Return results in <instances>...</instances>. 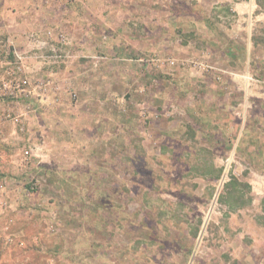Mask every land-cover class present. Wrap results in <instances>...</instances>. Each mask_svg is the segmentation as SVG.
I'll return each instance as SVG.
<instances>
[{
    "label": "rangeland",
    "instance_id": "obj_1",
    "mask_svg": "<svg viewBox=\"0 0 264 264\" xmlns=\"http://www.w3.org/2000/svg\"><path fill=\"white\" fill-rule=\"evenodd\" d=\"M245 1L0 0V264H264Z\"/></svg>",
    "mask_w": 264,
    "mask_h": 264
},
{
    "label": "crops",
    "instance_id": "obj_2",
    "mask_svg": "<svg viewBox=\"0 0 264 264\" xmlns=\"http://www.w3.org/2000/svg\"><path fill=\"white\" fill-rule=\"evenodd\" d=\"M253 2H254L253 0H249V1H245V3H238L237 7L235 8V10L238 12V14H243V13L244 14H248L249 18H251V17L254 16V10H255V6H256ZM235 79H236V81L240 80L245 85H246V82L247 83L248 82L251 83L248 80L247 76L238 75L237 77H235ZM250 79H254L253 75L250 76ZM244 94H245L244 97H246V98L250 97V99L255 102V105L256 104H261L260 100H264V91H263V93L262 92H258L251 85L248 86V89H245ZM246 112H247L246 109H244V108L242 109L240 107L235 112L236 115L240 116V114H241V117H242V120H243L242 129H244V130L247 129L246 128L247 123H245L246 116H247ZM250 113L252 115H255V116L259 115L258 112L255 110V108H252L250 110Z\"/></svg>",
    "mask_w": 264,
    "mask_h": 264
},
{
    "label": "built area",
    "instance_id": "obj_3",
    "mask_svg": "<svg viewBox=\"0 0 264 264\" xmlns=\"http://www.w3.org/2000/svg\"><path fill=\"white\" fill-rule=\"evenodd\" d=\"M18 68L19 70H21L20 67ZM9 74L12 76L11 80H8L3 84L7 92L15 94V90H18L19 93L24 94L25 91H29L27 89L31 85V81L29 78L18 76L16 70L10 71Z\"/></svg>",
    "mask_w": 264,
    "mask_h": 264
}]
</instances>
